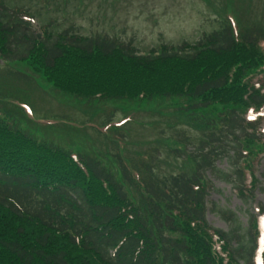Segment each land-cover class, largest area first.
<instances>
[{
  "label": "trees",
  "instance_id": "16d2710c",
  "mask_svg": "<svg viewBox=\"0 0 264 264\" xmlns=\"http://www.w3.org/2000/svg\"><path fill=\"white\" fill-rule=\"evenodd\" d=\"M28 9L0 0V264H255L264 236L258 218L249 211L243 224L213 203L229 223L223 230L206 214L210 175L246 202L264 189V172L256 175L264 153L262 25H242L237 13L233 23L228 14L194 44L140 53L107 33L85 35L74 24L56 30L57 19L37 31ZM35 75L77 104L98 107V123L109 125L98 130L97 152L31 133L27 122L38 115L24 107L29 90L12 82L38 85ZM166 99L176 112L166 128L186 121L198 140L179 134L171 147L128 156L133 140L118 130L116 103L156 107ZM163 155L166 172L155 164ZM223 158L229 170L216 166Z\"/></svg>",
  "mask_w": 264,
  "mask_h": 264
},
{
  "label": "rangeland",
  "instance_id": "374dc122",
  "mask_svg": "<svg viewBox=\"0 0 264 264\" xmlns=\"http://www.w3.org/2000/svg\"><path fill=\"white\" fill-rule=\"evenodd\" d=\"M7 1L11 4L30 6L31 10L28 9V11L35 17L30 21L37 31L40 24L57 19L58 22L52 26L56 30L74 24L79 27V32L85 35L93 32L107 33L124 43L130 42L140 53H147L151 49L157 50L163 44L169 48L183 43L194 44L203 33L218 28L223 17H227L228 14H230L229 17L233 23L232 15L237 13L242 25L248 27L262 25L264 28V0ZM228 1L229 3H227ZM38 9L44 11L41 16L36 12ZM15 67L29 72V76L34 74V71L26 67L24 63L15 62ZM0 69L3 68L0 67ZM196 69L197 66H195L194 72L197 71ZM184 74L188 73L184 72ZM35 77L38 85L36 82L27 80L12 82L14 86L29 90L27 93L29 94V105L31 110L38 115V118L29 119L27 122L31 133L34 135L41 133L44 138H53L65 147L72 148L74 152L96 151L98 139L103 140V136L98 134V130L104 132L109 125L106 126L102 121L98 123L101 118L98 107L77 104L72 98L58 93L44 79L36 75ZM123 102L119 101L116 103L117 105L114 102L117 108L118 103L121 104L123 110L121 108L115 110L113 119H116L115 121L118 123L119 121L124 122L119 125L118 130L133 140L126 148L128 156L139 158L141 151H147L145 149L155 147L156 144L159 149H164L166 146L171 147L174 145V138H179V134L183 141L198 140L194 128L189 127L188 122L186 125V121L182 123L178 121V125L173 129L166 128L165 122L167 120L171 122L169 119L176 114L170 100L166 99L164 104H157L156 107L154 104L157 102L154 100L151 102L142 100L140 104L139 102H124L123 104ZM180 103L181 101H179ZM164 107L166 108L163 110ZM158 108H161V113L157 111ZM39 118L43 119L44 123L34 122ZM154 121L157 122V125L154 124V127L151 128L149 123ZM162 128H165V131L162 132ZM262 129L264 135V121ZM184 134H188L190 137H183ZM116 139L119 143L122 142L120 136ZM190 145L186 144V149ZM101 151L106 155L107 151ZM161 155L158 153V156ZM166 156L170 158V156ZM165 159L166 157L163 155V159H157L155 163L160 167L159 170L164 172L171 167ZM167 160L169 161V159ZM216 166L224 170L230 169L229 160L225 158L218 159ZM262 172H264V153L256 165V175L261 178ZM209 178L212 185L209 188L207 205L210 209L207 210L206 219L211 226L223 230L229 228V223L212 210L213 203L234 210L243 224L249 218V211L257 218L264 215L259 211V207L264 209V189L260 187L255 189L250 201L246 202L230 184L211 175ZM259 250H264V238L260 241Z\"/></svg>",
  "mask_w": 264,
  "mask_h": 264
}]
</instances>
